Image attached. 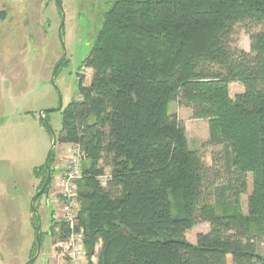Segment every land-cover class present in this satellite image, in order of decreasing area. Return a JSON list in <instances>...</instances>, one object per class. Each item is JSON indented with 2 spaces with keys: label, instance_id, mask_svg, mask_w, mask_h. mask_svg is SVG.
Instances as JSON below:
<instances>
[{
  "label": "trees",
  "instance_id": "1",
  "mask_svg": "<svg viewBox=\"0 0 264 264\" xmlns=\"http://www.w3.org/2000/svg\"><path fill=\"white\" fill-rule=\"evenodd\" d=\"M239 24L249 51L233 46ZM82 62L91 79L78 76L58 141L83 153L87 264H264V0H113ZM175 101L208 119L223 170L188 146Z\"/></svg>",
  "mask_w": 264,
  "mask_h": 264
},
{
  "label": "rangeland",
  "instance_id": "2",
  "mask_svg": "<svg viewBox=\"0 0 264 264\" xmlns=\"http://www.w3.org/2000/svg\"><path fill=\"white\" fill-rule=\"evenodd\" d=\"M112 1L60 0L59 7L54 0H0V10L5 12L0 20V240L7 252L5 258L0 252L3 264H24L36 251L38 222L30 200L46 172L44 166L34 169L44 164L53 137L51 181L33 201L41 220V246L31 264H64L55 246L59 226L53 225L56 205L52 196L59 173L76 148L58 141L61 115L67 103L78 98V76L84 77V83L91 79L92 70L82 61ZM247 27L237 25L232 40L233 46L249 51ZM251 27L258 30L262 25ZM59 58L52 82L51 73ZM228 88L234 96L242 85L231 82ZM168 110L183 123L188 146L201 154L206 165L223 170L222 147L209 143L208 119L195 117L190 107L178 101L169 103ZM224 177L221 172L217 183ZM247 181L248 192L240 197L244 214L252 186L250 174ZM208 229V223L200 222L187 230L186 239L194 243L196 234ZM258 247L264 252V236L258 238Z\"/></svg>",
  "mask_w": 264,
  "mask_h": 264
},
{
  "label": "built area",
  "instance_id": "3",
  "mask_svg": "<svg viewBox=\"0 0 264 264\" xmlns=\"http://www.w3.org/2000/svg\"><path fill=\"white\" fill-rule=\"evenodd\" d=\"M75 148L76 150L71 153L62 167L58 178L56 177V191L52 196V202L56 205L53 217L55 222L63 223V232H65L64 237L58 236L55 246L64 264H87L84 228L78 218L80 206L77 191L78 181L82 177L83 154L78 147ZM0 264H2L1 260Z\"/></svg>",
  "mask_w": 264,
  "mask_h": 264
},
{
  "label": "water",
  "instance_id": "4",
  "mask_svg": "<svg viewBox=\"0 0 264 264\" xmlns=\"http://www.w3.org/2000/svg\"><path fill=\"white\" fill-rule=\"evenodd\" d=\"M56 2V4L61 7V3H60V0H54ZM62 58H59L52 70V73H51V81L53 82V78L56 74V70H57V67L60 63ZM57 109H60V106L57 108ZM51 109L49 110H45V111H50ZM41 116V115H40ZM56 144V140H55V137H53V140H52V145L47 153V156L45 158V162H44V168H45V178H44V181L41 185V187L38 189V191L34 194V196L31 198L30 200V208L31 210L34 212L35 216H36V219H37V225L35 227V245H36V251L34 253L33 256H31L29 258V260H27L24 264H31L37 257H38V254H39V250H40V246H41V240H40V226H41V223H40V216L38 214V211H37V208L34 206V199L37 198L39 195H41L43 192H45V190L47 189V185H48V182L50 180V174H51V167H50V164H49V160H50V157H51V154L53 152V147L55 146Z\"/></svg>",
  "mask_w": 264,
  "mask_h": 264
},
{
  "label": "crops",
  "instance_id": "5",
  "mask_svg": "<svg viewBox=\"0 0 264 264\" xmlns=\"http://www.w3.org/2000/svg\"><path fill=\"white\" fill-rule=\"evenodd\" d=\"M0 231H1V223H0ZM1 242L2 241L0 240V252L3 254L2 257L5 258V256L7 255V252H6V249L4 248V245L1 244ZM0 260H1V258H0ZM1 262H2V260H1Z\"/></svg>",
  "mask_w": 264,
  "mask_h": 264
}]
</instances>
